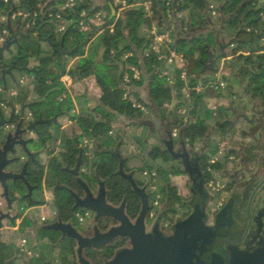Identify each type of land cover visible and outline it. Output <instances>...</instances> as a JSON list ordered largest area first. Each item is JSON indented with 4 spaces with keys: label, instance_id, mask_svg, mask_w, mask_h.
Segmentation results:
<instances>
[{
    "label": "trees",
    "instance_id": "obj_1",
    "mask_svg": "<svg viewBox=\"0 0 264 264\" xmlns=\"http://www.w3.org/2000/svg\"><path fill=\"white\" fill-rule=\"evenodd\" d=\"M66 0H27L26 3H20L15 5L12 0H9L7 9L11 13L17 12L19 9L31 8V11L35 13V16L30 15L28 23L33 21V25L27 27L28 37L31 39V45L24 51L20 52L21 56H17V62L21 65H25L30 58H34L38 62L37 73L34 75V81L32 91L36 95L37 99L29 104L27 110L32 114L33 118L41 116L42 119H50L56 114H60L65 111L69 118L73 120L77 126L84 132H94L95 128L100 124L99 121L105 122V128L99 135H94L96 143H98L99 149L109 150L107 153L110 158L107 161H95L93 163L84 162V156L82 148L79 144V135L68 136L62 130L59 125H54V133L52 136L43 137L42 145H45L46 141L52 140L59 151L48 158L44 163H41L38 156H32L28 158L26 164L25 179L29 185L36 188H42V185L46 183V173L49 172L51 181H47L52 187H64L71 191L76 197L82 198L84 191L80 181L86 182V176L80 171L78 178L69 172L73 169L77 157L82 153V165H86L89 168L91 180L94 184L99 186L101 183L106 191L107 202L113 206L123 205L125 207V213L129 219H135L141 206V196H150V184L147 183L140 186L135 179V170L126 172L124 165L127 161L126 157H123L118 148L112 151V148L118 147L122 144L121 141H114L106 134L110 130L111 123L120 116H129L127 109L128 102L122 99L120 93L127 92L136 98V101L151 110H154L157 117L160 118L159 100L167 97L170 99L171 88L168 86L165 89H161L162 84L153 85L152 81L156 75H160L163 70V61L157 59L156 54L150 53L149 56H145V51L148 48L149 39L142 38L136 34H132L134 27L144 26L149 29L152 25H157L158 17H161V31L162 26L168 21V17L165 15L166 10L170 12L169 19L172 18L175 23V38L174 40H180L181 36H187L183 39L187 42V49L185 52L186 59V73L190 79L194 78L191 86L196 84L206 83L212 79L216 72V57L209 56V47L213 45L215 40V33L213 30H209L206 33H196L194 24H191V29H183V24H179L177 15L190 9L195 13L198 26L201 29H205L210 25L211 13L207 8V0H152L153 3V16L147 18L142 11L132 9L126 13L125 17H120L118 20L105 19L103 29L100 35V45L102 47V53L98 59L102 64H107L111 58V50L115 45H120V48L115 52V58L120 59L126 52H131L132 57L126 60L122 64L121 73H124V66L126 64L135 65L140 71L139 80H132L130 84H125L120 79V84L125 86V90H120L117 95H102L98 99V103L91 110L96 112L100 119L97 120L91 113L74 115L72 111L73 102L67 94L64 95L63 103L57 101L54 97L58 91L64 90L63 85L60 82V77L64 74L65 63L63 56L60 55L58 50H71L67 56L70 58L84 56L88 44L99 33L98 29L93 26H88L84 31H81L78 26L79 14L83 10L93 13L91 0H85L77 2L72 11H60ZM261 0H216L214 9L216 11V17L220 21H231L236 24L233 33L227 30L223 25L224 30L222 33L226 35L228 32L231 34L229 45H232L230 49L231 59L226 61L228 67H238V72H243L249 79L259 77L260 74L255 73L256 69H260L264 63V45L259 47L261 39H264V3L256 7V2ZM128 4H132L133 0H127ZM168 3V4H167ZM28 9V10H29ZM207 9V14L205 10ZM105 10L109 11V7L106 5ZM58 15L60 20L49 21L48 15ZM63 21H68L69 24L65 28L62 34H64V40L62 46H60L61 38L58 41V46L55 47L53 37L56 35L59 25ZM115 23L112 32H110L108 25ZM170 24V23H169ZM20 27L24 26V21L20 22ZM249 29V31H247ZM61 34V36H62ZM60 36V37H61ZM52 42L54 47L46 41ZM55 48L57 50H55ZM172 48H175L172 45ZM247 50V53H246ZM66 56V57H67ZM65 57V58H66ZM95 59H87L82 65L74 68L69 75L72 79L74 86H80L83 84V80L94 74L93 64ZM63 66V67H62ZM63 69V70H62ZM124 70V71H123ZM131 75V73H130ZM162 78V77H161ZM163 80V78H162ZM253 81V80H250ZM148 86V99H145L137 92L144 83ZM260 85L264 86V82L260 80ZM182 87V83L177 77L174 78L173 90L178 93ZM194 92V91H193ZM27 93L25 87L20 91V99L24 98ZM218 91H212L206 89L203 93H192L189 101L188 109H194L202 104L204 97H217ZM82 97L84 95H81ZM152 105V107H151ZM65 108H64V107ZM154 107V108H153ZM172 113H167V120L171 118ZM178 118V117H177ZM209 124L192 123L190 119L188 122L184 120L180 123L179 127V141L185 144L187 138H196L202 141L208 135ZM49 125L41 124L38 126L40 133L43 135ZM173 125L170 124L168 130L172 131ZM107 137V139L104 138ZM207 145V142H206ZM56 147V145H55ZM55 149L48 152H54ZM215 152V151H214ZM157 164V165H156ZM146 169L148 171L155 170L156 172V190L154 193H159L164 199L162 211L159 216L165 217L169 213H173L177 206L181 205L183 198L177 194V190L172 186L170 182V175L182 174L179 164L171 163L170 156L164 151L163 146H152L146 153L145 161ZM131 177L132 181L136 185L137 190L132 185L128 177ZM80 180V181H79ZM112 180L110 183H108ZM106 182V183H105ZM105 183V184H104ZM100 187V186H99ZM141 192H140V191ZM139 191V192H138ZM39 202H29V206L38 205ZM55 205V222L72 223V218L77 211L83 210L75 207L74 204L66 205L58 201ZM108 222V220H107ZM45 222L42 226L36 228V233L41 235L42 238H46L47 242L51 244V247H56L59 252L64 254L68 259V255L74 256L73 248L76 243L75 240L62 236L60 232H54L48 228ZM57 233V234H56ZM119 245H110L102 250L86 249L84 254L87 258L101 257V261L105 264L114 255L115 250L120 247ZM72 250V251H70ZM71 260V259H70ZM47 264V263H45ZM64 264V263H63ZM74 264V262H70Z\"/></svg>",
    "mask_w": 264,
    "mask_h": 264
},
{
    "label": "flooded vegetation",
    "instance_id": "obj_2",
    "mask_svg": "<svg viewBox=\"0 0 264 264\" xmlns=\"http://www.w3.org/2000/svg\"><path fill=\"white\" fill-rule=\"evenodd\" d=\"M8 2L9 0H0V47L2 44H10L0 53V71L9 70V75L5 76V85L0 75V122L4 123L0 126V163L15 158V163L5 166L4 171L21 175L24 169L26 173L29 157H39V153L45 151L47 160L56 154L59 148L58 143L55 144L52 140L42 145L44 136L38 129L39 125L44 124L41 123L37 125L38 136L34 132H25L21 135V139L27 143L28 153L17 146L13 154H4V150L11 148V139L16 130L21 131L30 122L41 118V116L33 118L27 110L28 105L36 99L28 100L27 93L20 99V91L28 74H32L34 81L36 67L39 64L34 58H30L25 65L17 62L16 58L18 55L21 56L20 52L30 47L31 39L28 37L27 29L21 28L19 23L15 28L12 27L10 12L7 9ZM23 42H27V46H23ZM213 53L209 50V56ZM31 60L33 64H30ZM24 68L35 71L26 72L23 71ZM16 73H24L25 76L17 78ZM247 81L251 85L237 82V89L240 90L241 95L235 94L237 91L231 89L233 86L229 85V96L225 98L224 103H221L211 116L207 115L213 121L211 125H214L216 130H222L221 133L209 130L204 141L194 138V144L190 143V138L185 140V144L180 142L178 129L174 137L173 129L172 131L165 129L161 138L164 151L170 156L171 163H178L183 171L182 174L170 175V182L173 178L185 177L186 197L177 193L183 198V202L173 213L160 217L155 212L150 216L151 204L158 195L151 191L150 196L147 197L149 209L145 220V231L153 235V228L157 225L158 232L169 237L173 235L176 224L188 220L195 211V206L201 208V216L189 220L182 227L180 252L183 264H264V86L260 85V81ZM60 114L55 115L56 122L47 123L49 126L45 132L48 133L51 129L48 136L53 135L54 125H59L57 119ZM189 119L186 118L185 122ZM6 121L9 123L6 124ZM214 134L220 135V141L214 148L215 152L205 160L208 140ZM27 135L31 136L28 138ZM169 135L172 138L171 142ZM34 140H38L40 146L38 151L31 152L28 143ZM48 142H50L49 146H47ZM196 143L198 146L195 145ZM52 149H55L54 152H48ZM39 160L44 163L40 157ZM151 175L152 179L156 180L155 170ZM29 187L32 189L30 196L21 177L16 181H5L0 187V264H19L21 260V250L24 245L20 243L15 247L10 246L8 233L12 228L20 231L26 219V205L32 201L38 202L33 198V194L39 188L31 185ZM44 187L43 184V190ZM99 189L100 187L95 193L91 191L92 194L96 195ZM153 189L156 187L153 186ZM90 217L101 233L117 225V222L111 219L105 218L96 222L93 214ZM135 219L130 221L133 222ZM43 223L40 222V226H45ZM55 223L53 221L47 226ZM86 235L93 236V231ZM125 243L129 248L127 238H117L102 249L116 244H121L120 247L124 248Z\"/></svg>",
    "mask_w": 264,
    "mask_h": 264
},
{
    "label": "rangeland",
    "instance_id": "obj_3",
    "mask_svg": "<svg viewBox=\"0 0 264 264\" xmlns=\"http://www.w3.org/2000/svg\"><path fill=\"white\" fill-rule=\"evenodd\" d=\"M12 1L15 5H18L20 3H26L27 0H12ZM142 1L143 0H138L134 9L140 10L144 14V12H143L144 10H143V7L141 5ZM186 1H188V0H186ZM207 1H208L209 5H213V6L216 5L215 4L216 0H207ZM91 2H92V10L98 9L101 11V16L98 19L101 24H98V26H94L92 24L95 29H99L101 26L103 27V25H104V24H102V21H104L103 23H105V19L106 18L108 19V16H109V11L107 12V10H105V6L107 5L106 0H91ZM262 3H264V0L257 1L256 7L260 6ZM28 9L27 10L19 9L17 12L14 13L15 14V20L14 21L11 20L12 25L14 27L18 23L20 24L21 21H24L23 27H24V29H27V27L29 25L28 24L29 21H27L26 19H29L30 15L35 16L33 10L31 11V8L29 10ZM10 14L12 15L11 12H10ZM87 14L91 15L93 13L87 12ZM179 15H180V18L182 19V24L187 23L189 21V19L191 18V20L194 24V27H198V21H197L196 15L190 9H186V10L180 12ZM211 17H212L211 18L212 24H210L208 27H206L203 30L196 31V33H203L204 34L209 30H213L215 33V37L217 39V42H218V46H217L218 50H217L216 54L217 53L221 54L220 55L221 57H217L215 59L216 68H217L216 71L221 68V70H222L221 72L223 75L222 80L224 81L225 86L222 90L218 91L219 94L217 97H214V98L205 97V98H203L202 104L200 106H197L194 109H188L189 101L191 99V94L194 92L191 91L190 98H189V97H186L183 94V92L179 91L178 93H176V102L177 103L174 105L173 108H171V96H170V99L165 97V98H162L159 100V109H158V111L160 113L159 114L160 118H159V117H157L158 115H156V113L151 112L150 109L145 107V106H144V110H141V108H138V105L139 106L140 105L143 106V105L140 104L139 102H137L136 98L133 95H130L127 92H124V94L120 93V94H122V99L125 102L129 103V106L127 109L129 116H123V117L120 116L119 118L114 120L111 123L110 130L107 132L106 135L108 137H110L111 139H113L114 141H117V142L121 141L122 142V144H119L118 147L112 148V151L116 150L118 148L120 154L123 157L127 158V161L124 165L125 171L126 172H130L132 170L137 171L134 174L137 183L140 186H143V185L149 183L150 184V189H149L150 192L156 190V189H153V186L156 187V180H153L152 175H150V173H152L153 170L148 171L146 169V165H145L146 153L150 150V148L152 146H157V145L163 146L161 138H162V136H164V131H165L164 129H166V131H167L170 124L173 125V127H174L173 129H179L180 123L183 120L185 121L186 118H190V122H192V123L209 124L208 126L212 132H214V133L220 132L221 133L222 130H220V129L216 130V127L214 125H210V123H213V121L210 118L205 117V115L206 114L211 115L212 112L216 111V109L218 108V105H220L221 103H224L225 98L227 96H229L228 86L229 85L233 86V87H231V89H233L234 91H237L235 94L238 93L241 95L240 90L237 89L238 83H242L243 85H245L247 83L248 85H251V83L248 82L247 80H249V81L250 80L260 81L261 80L262 82H264V63L260 69L255 70L256 71L255 73L260 74V76L254 77L253 79H249L248 76H246L243 72H238L239 71L238 67L231 68V67H228L226 63L220 64V62H221L220 58H222L223 55L228 56V59L226 61H229L231 59L230 55H228V52L231 49L230 45H229V41L231 38L230 33H233V31L236 27V24L233 22V20L226 21V23H225V21H220L217 19L216 15L215 16L211 15ZM90 18L95 19L94 17H90ZM177 19H179V17ZM168 20H170V22L167 21L163 25L161 32L170 36V38L172 40V45L175 47L174 49L176 51H180L181 53L185 54L184 51H185V49H187V44H186V41L183 40V38L186 39L187 36L186 35L183 37L181 36V39L177 40L178 43H176V41H174V38L176 35L174 20H172V18L169 19V17H168ZM63 24L68 25L69 22L63 21ZM223 25L226 26L227 30L229 29L230 33L228 32L226 35H224L222 33V31L224 30ZM185 30H187V32H188L189 28L186 27ZM134 32H132V34H134ZM100 35L101 34L97 35L88 44L87 49H86V59H95L94 56L96 54L98 55L97 59L100 58V54L102 53V47L100 45ZM60 36H61V34L57 30L56 35L53 37L55 47L58 46V41H59ZM22 45L27 46V42H23ZM178 45H179V47H178ZM263 45H264V43L263 44L261 42L259 43L260 48ZM162 49H163V51H165V47H163ZM210 51L213 52L214 50L211 49ZM246 53H247V50H246ZM69 60H70V57H68L65 61V68H66V64L69 62ZM122 60H123V58L121 59V61ZM123 62H124V60H123ZM30 64H33L32 60L30 61ZM77 64H78V62H76L72 68L74 69L77 66ZM128 65H130V64H126L124 66L125 71L123 70L124 73L122 76H118V74H116L115 79H117V81H120V79H121L123 81V83L130 84L132 82V80H134V79H132V77L130 75L131 72L127 68ZM163 70L166 72L165 77L162 76ZM163 70L161 71L160 75H156L152 81L153 85L162 84L161 89H165L168 86L170 87L172 81H174V78L175 77L178 78V71L177 70H169L168 66H165L164 63H163ZM65 73H66V71L64 72V74ZM67 74H69V73H67ZM24 76H25L24 73H22V74L16 73L17 78L24 77ZM61 77H60V79H61ZM161 77L163 78V80ZM115 79H111V78H108L105 76L102 77V81L104 83H106L111 88L116 87L117 81ZM124 79H126V80H124ZM135 81H137V80H135ZM196 85H198V84H196ZM25 86L27 88V92L32 91L31 89L33 86V80H32V74L31 73L28 74L26 81H25V84L22 86L23 87L22 89H24ZM147 90H148V88L146 87V91ZM56 93L57 94L54 97H56L57 101H59L60 103H63V101H64V99L62 97H60L62 95L64 96L67 94L70 98L74 99V102L72 100L73 107H72L71 112L74 115L82 114V113H77L76 108L78 107L79 103L81 102V98H80L81 94L86 93V84L84 82L81 85V87L80 86L76 87L72 84V85L68 86L67 89L64 88V90L58 91ZM200 93H203V92H200ZM145 95H146V93H145ZM30 98L31 99H37V97L34 93H33V95H31ZM151 107H152V105H151ZM93 108H91V110ZM86 113H84V114H86ZM91 113H94L93 116L100 119L99 115H97L96 112H91ZM167 113H172L171 118H169L168 120L166 118ZM99 123L101 125V130L99 132V134H100L103 131V129L105 128V122L99 121ZM43 136L47 137L48 133L44 132ZM79 138H80L79 144H80L82 151H83L84 162L89 164V163H93L95 161H107L110 158V156L107 153L109 150L103 151L104 149H99L98 144L90 146V144H92V142H93V137H91V136L87 137L85 139V141L81 140V137H79ZM104 138L107 139V137H105V136H104ZM220 138H221L220 135H217V134L210 136V138L208 140L207 151L205 152V157H204L205 160L207 158L211 157L212 153L215 151L214 148H216L217 144L220 141ZM193 140L194 139L190 138V143L194 144ZM49 144H50V142L47 143V146H49ZM195 145L198 146L197 143ZM39 146H40V142L38 140H34L33 142L28 143V149L31 152L38 151ZM39 157L43 162H45V160L47 158V153L45 151H41L39 153ZM104 159H106V160H104ZM176 164H178V163H176ZM80 171L86 176V182L88 183V187L90 188V190L93 193H95V191L97 190V188L100 185L97 186V184H94L92 182L91 177H89V175L91 174L89 171V168L86 165H82ZM145 173H147V174H145ZM47 181H51V176H50L49 172L46 173V183H45L44 190H43V188H40L37 191H35L33 194V198L35 200H37L39 202V204L38 205H31V206H29L28 204H27L28 206L26 205L25 215L27 216L26 217L27 221L22 223V225L20 227V231L18 233H13L11 235L12 240L10 241V246L15 247L18 244L22 243V239L26 240V243L24 244V248H22V250H21L22 251L21 261H24V264H45V263H47V264H63V263L64 264H70V262H74V264H78L76 254H74V256L69 254L68 259H66L64 254L59 252L58 248L51 247V244H49L47 242V239L42 238V236H43L42 233H41V235L36 233L35 227H39L41 224L35 219H38L42 215L45 218V222L51 223L54 221V219H55V213H54L55 205H54V203L56 201H59V202L66 204V205L70 204L74 201L73 197L71 196V194L67 190H65L62 187H59L56 189V188H54V186L52 187L51 184L49 185ZM111 181L112 180H110L108 183H110ZM185 182H186L185 177L173 178L171 181V184L174 185L175 188L177 189V193H179L182 197H186V191L184 188ZM157 194L159 195V198H158V205L156 208L157 209L156 212L159 214L162 211L164 199H163L162 195H160L159 193H157ZM40 206H45V207H44V209H42ZM86 211L87 210H85V209H84V211L83 210L77 211L75 213L74 217L72 218V223H71V225L79 233H81L83 235H85L87 231H89L88 234H91V228L93 226H95L93 219H91V217H90L91 216L90 214H92V213L89 212L90 216L86 217L84 215V212H86ZM77 213L80 216H83V219H84L83 222L78 221V216L76 215ZM28 220H31V221L29 222ZM49 223H47V224H49ZM54 232H59V231L54 230ZM128 246L129 245L127 243L124 244V248H127ZM121 248H123V247H118L115 250V252ZM75 249H76V245L73 248L74 253H75ZM70 251H72V250H70ZM115 252H114V254H115ZM87 259L91 262V264H103L104 263L103 261H101L102 259L99 256H97L94 259H92V258H87Z\"/></svg>",
    "mask_w": 264,
    "mask_h": 264
},
{
    "label": "water",
    "instance_id": "obj_4",
    "mask_svg": "<svg viewBox=\"0 0 264 264\" xmlns=\"http://www.w3.org/2000/svg\"><path fill=\"white\" fill-rule=\"evenodd\" d=\"M135 2L136 0L133 1V4H135ZM59 10L62 11V9ZM131 10L132 9H129L128 11ZM110 11L112 14L114 13V10L111 7H110ZM126 13H124L123 15L126 16ZM205 14H207V9L205 10ZM209 21H210L209 23L212 24L210 19ZM157 26L159 27V29L161 28L160 16L158 17ZM63 40H64V34H62L61 36L60 46H62ZM46 41L50 44L51 47H54L52 42H50L49 40ZM12 43H14V41ZM9 45L2 44V46L0 47V53L6 50L9 47ZM55 50L57 49L55 48ZM58 51L60 55L63 56V58H65L71 52V50H64V49ZM228 55H231L230 51L228 52ZM23 71L34 72L35 69L28 70L24 68ZM0 75L3 85H5L6 84L5 76L9 75V70L3 71L1 69ZM193 80L194 78L190 79L189 82L191 83ZM173 82L174 81H172L170 85L171 108H173L174 105L177 103L176 93L173 90ZM23 108L24 107H22V110ZM22 116L23 113L21 114V117ZM56 118L57 116H55L51 120H43L39 117L37 120L30 122L25 129L21 131L16 130V132L14 133L11 139V148L8 150H4V154H8V153L13 154L15 152L14 148L17 146H20L23 151L28 153V150L26 149L27 143L26 141L21 139V135L25 132H34L38 136L39 133L37 131V125L41 123L47 124L50 121L56 122ZM7 123H9V121H6V124ZM3 124L4 123L0 122V126H2ZM169 139L171 142L172 138L170 135H169ZM181 156L183 158L185 157L183 155ZM15 161L16 159L12 158V159H6L4 163H0V187L3 186V183L5 181L8 180L16 181L21 177L23 178V182L25 183L28 189V196H30L32 189L24 180L25 169L23 170L21 175L15 174L13 172L4 171L5 166L11 165L15 163ZM81 165H82V153L80 152V154L77 157V162L74 168L69 170V172L78 178L79 168ZM196 173L198 174V170L196 171ZM128 179L131 181L132 185L137 190L136 185L134 184L130 176L128 177ZM80 183L84 191V196L82 198L76 197L71 191L67 190L74 199L75 207L90 211L94 216V221L96 222L99 221L100 219L107 218L116 221L117 225L109 228L107 231L102 233L99 232L97 226H93L91 228V231H93V236H89L86 234L83 235L79 233L71 225V223L65 224L61 222H56L55 224L48 226L49 229L51 228L53 230L60 231L62 236H67L75 240L76 243L75 254L78 264H91V262L84 255V251L86 249L101 250L105 245L111 244L115 239L123 238V237L128 239L130 247L117 250L113 255V257L109 259L105 264H183V262L181 261L182 253L180 252V248H181L180 236L182 234V229H183L182 227H184V225L189 220H193L201 216L202 214L201 208L195 206V211L192 213V215L188 218L186 222H181L179 224H176V226L174 227L173 235L169 237L162 235L160 232H158L157 225L154 226L153 235H151L149 233H146L145 231V220L149 209L147 196L145 195L141 196L140 211L136 219L132 222L125 214L123 205L113 206L107 202L106 191L104 190L102 184H100V189L98 190V193L94 195L92 194L90 188L86 183L82 181H80ZM200 187L202 189V184H200ZM86 233H89V231H87Z\"/></svg>",
    "mask_w": 264,
    "mask_h": 264
},
{
    "label": "built area",
    "instance_id": "obj_5",
    "mask_svg": "<svg viewBox=\"0 0 264 264\" xmlns=\"http://www.w3.org/2000/svg\"><path fill=\"white\" fill-rule=\"evenodd\" d=\"M78 1L82 2L85 0H66L63 7L60 9H62V11H64V10L72 11L74 6L76 5V3ZM108 1L115 11V13H114L115 15H114V17H112L114 19V21H116L120 17H122L123 12L131 6L127 3L126 0H113V1L108 0ZM141 5H142L143 10H144L143 11L144 16L147 18H151L153 16V12H154L152 0H143ZM207 8L209 9L211 15H213V16L216 15V11H215L213 5L208 4ZM12 14H13L12 17H15V14L14 13H12ZM165 15L167 17H169L170 12L168 10H166ZM261 15H262V17H264V12ZM89 16L94 17L95 19L100 18L101 11L98 9H95L93 14L89 15V14H87V10H83L79 14L80 18H79L78 23H77V26L81 31L86 30L88 28L89 24L91 23V21L88 19ZM48 20L49 21L60 20V17L58 15L54 16L52 14H49ZM28 24H29L28 26L33 25V21L28 23ZM114 24L115 23L113 22L112 24L109 25L108 28H109L110 32H112ZM66 27H67V25H64L63 23H61L58 27V32L60 34H62ZM147 31H148L149 43H148V48L145 51V56H149L150 53H154V54H156L158 60L163 61L164 65L168 66L169 70H177L178 71V79L182 83V87H181L180 91L183 92V94L186 97L190 98L191 91H194L195 93H200V92H204L206 89H209V90L216 92V91H220L224 88L225 83L222 80L223 75L221 72L222 71L221 68L218 69L215 72L213 78L208 80L206 83L191 86V83H189V78H188L187 73H186L187 64H186L185 56L180 51H176L174 48H171L172 47V40H171L170 36L162 33L161 29H159V27L155 24L152 25ZM247 31H249V29H247ZM260 42L263 44L264 39L262 38ZM163 47H165V51H163V49H162ZM230 48H232V45H230ZM262 53H264V50L262 51ZM131 57H132L131 52H126L122 56L124 61L131 59ZM127 68L131 72L132 79L138 80L140 77V71L138 70V68L135 65H131V64L128 65ZM162 73H163L162 76L165 77L166 72L163 71ZM124 80H126V79H124ZM60 82L64 86L65 89H67L68 86L72 85V79H71L70 75L67 73H65L61 77ZM254 82H257V81H254ZM138 108H141V110H144V106L138 105ZM214 112H212L211 114H213ZM176 132H177V129H173V131H172L173 137L175 136ZM145 174H147V173H145ZM158 198H159L158 195L155 196V198L151 204L152 207H151V211L149 213L150 216L154 215L156 210H157L156 208L158 205ZM89 212L90 211L84 212V215L86 217L90 216L91 214L89 215ZM76 215L78 216L79 222L84 221L83 216H80L78 213ZM40 221L44 222L45 218L40 217ZM25 243H26V240L22 239L21 244L24 245ZM19 264H24V261L20 260Z\"/></svg>",
    "mask_w": 264,
    "mask_h": 264
},
{
    "label": "crops",
    "instance_id": "obj_6",
    "mask_svg": "<svg viewBox=\"0 0 264 264\" xmlns=\"http://www.w3.org/2000/svg\"><path fill=\"white\" fill-rule=\"evenodd\" d=\"M134 1V0H133ZM137 2H138V0H136V2H135V4H129V5H131L129 8H127L124 12H123V14L124 13H126L129 9H134V7H135V5L137 4ZM106 4H107V6L109 7V16H108V19H113L112 17H114V13H115V11H114V13L112 14L111 13V11H110V7L113 9V7L111 6V4L109 3V1L108 0H106ZM114 10V9H113ZM13 15V14H12ZM12 15L10 14V23H11V25H12V22H11V20L12 21H14L15 20V17H12ZM91 16H89L88 17V19L91 21V23L89 24V26L91 25V26H98V24H101L100 22H99V18H97V19H92V18H90ZM122 17H125L124 15H122ZM177 17H179V24L181 25L182 24V19L180 18V15L178 14L177 15ZM104 21H102V24H104L103 23ZM193 22H192V20H191V18L189 19V21L187 22V23H184L183 24V29L185 30L186 29V27L187 28H189L190 27V29H191V24H192ZM93 24V25H92ZM112 24V23H111ZM110 25V24H109ZM109 25H108V27H109ZM17 26V25H16ZM15 26V27H16ZM93 26V27H94ZM12 27L13 28H15L13 25H12ZM163 27V26H162ZM102 29H103V27L101 26L99 29H98V31H99V33L97 34V35H99V34H101V31H102ZM148 29L146 28V27H144V26H138V27H134V34H136L137 36H139V37H142V38H148V31H147ZM198 30H203V29H201L199 26L198 27H195V31H198ZM96 35V36H97ZM95 36V37H96ZM94 37V38H95ZM61 38V37H60ZM60 38H59V40H60ZM93 38V39H94ZM184 39V38H183ZM215 40H216V42L213 44V45H211L210 47H209V50H211V49H213L214 51V53L213 54H211L212 56H214V57H216L217 56V54H216V52H217V50H218V42H217V39H216V37H215ZM175 41V40H174ZM176 43H178L177 41H176ZM186 44H187V42H186ZM121 45V44H120ZM120 45H115V47L111 50V52H110V54H111V58H110V60L108 61V63L107 64H102L98 59H97V54L94 56V58H95V63L93 64V69H94V74L92 75V76H90L89 78H86V79H84L83 80V82L86 84V93H84V94H81V95H84L83 97L81 96L80 98H81V102L79 103V105H78V107L76 108V112L77 113H82V114H84V113H91V108H93L94 106H95V104L96 103H98V99H99V97L100 96H102V95H106V94H110V95H117L118 93H119V91L120 90H125V86H123V85H121L120 84V82L119 81H117V79H115L116 78V74H118V76H119V74L121 73V68H122V64H123V60L121 61V59L122 58H120V59H116L115 58V52H116V50L117 49H119L120 48ZM178 47H179V45H178ZM217 47V48H216ZM186 52V49H185V51H184V53ZM101 55V54H100ZM219 56L218 57H221L220 55L221 54H218ZM212 56H210V57H212ZM68 57H66V58H63V61H64V63H65V61H66V59H67ZM221 60V62H220V64H225L226 63V60L228 59V56L227 55H223L222 56V58H220ZM87 59H86V52H85V54H84V56H80V57H75V58H70V60H69V62L66 64V68H65V70L64 71H66V73H69V72H71L72 70H74L72 67H73V65L76 63V62H78V64H77V66H79V65H82L85 61H86ZM76 66V67H77ZM63 67V66H62ZM63 70V69H62ZM164 71V70H163ZM162 71V72H163ZM101 74V75H100ZM103 76H105V77H108V78H111V79H115L117 82H116V87L115 88H111V87H109L106 83H104L103 81H102V77ZM146 87L148 88V86H147V83L145 82L144 83V85L137 91L141 96H142V98L143 99H145L146 100V102H148V103H150L149 102V99H148V90L146 91ZM32 90V89H31ZM145 93H146V95H145ZM124 94V93H123ZM31 95H33V92L32 91H29V92H27V96H28V100H33V99H31L30 97H31ZM121 96H122V94H120ZM60 97H64L63 95L62 96H60ZM205 98V97H204ZM211 98V97H210ZM57 99V98H56ZM73 100V102H74V99H72ZM221 105V104H220ZM220 105H218V106H220ZM64 107V106H63ZM65 108V107H64ZM151 112H153V113H155L154 112V110H151ZM92 115H94V113H91ZM208 114H206L205 115V117H207V118H210L209 116H207ZM212 115V114H211ZM210 115V116H211ZM97 120L99 119V118H96ZM211 119V118H210ZM209 119V120H210ZM208 120V121H209ZM57 121H58V123H59V125H60V128H61V130H62V132H64L66 135H68V136H71V135H79V137H81V140H83V141H85V139L87 138V137H93V142H92V144H90V146H92V145H97L98 143H96L95 142V138H94V135H98L99 134V132H100V130H101V125L99 124L96 128H95V130H94V132H84V131H82L78 126H77V124L73 121V120H71L70 118H69V115H67L66 113H61L60 114V117L57 119ZM210 125H211V123H210ZM165 130V129H164ZM48 133L50 134L51 133V129H49L48 130ZM30 137L31 135H27V137ZM28 137V138H29ZM80 139V138H79ZM80 140V141H81ZM103 151H105V150H103ZM107 152V151H106ZM104 160H106V159H104ZM129 163V162H128ZM59 202V201H58ZM61 203V202H60ZM63 204V203H62ZM72 204H74V201L72 202V203H70V204H67V205H72ZM42 209H44V207L45 206H40ZM54 213H55V211H54ZM27 216L25 215V218H26ZM40 217H43L42 215L40 216ZM40 217L38 218V219H35V220H37L39 223H40ZM25 221H27V218L25 219ZM24 221V222H25ZM29 222L31 221V220H28ZM35 228H37V227H35ZM19 231H17L15 228H12V229H10V231H9V233H8V237H9V240H8V242L10 243V241L12 240V237H11V235L13 234V233H18Z\"/></svg>",
    "mask_w": 264,
    "mask_h": 264
}]
</instances>
